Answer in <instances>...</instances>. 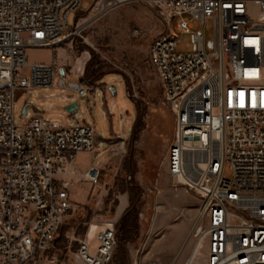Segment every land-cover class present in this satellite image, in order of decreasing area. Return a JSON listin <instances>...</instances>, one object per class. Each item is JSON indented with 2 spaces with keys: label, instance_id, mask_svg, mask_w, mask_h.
Segmentation results:
<instances>
[{
  "label": "built area",
  "instance_id": "2783aa9c",
  "mask_svg": "<svg viewBox=\"0 0 264 264\" xmlns=\"http://www.w3.org/2000/svg\"><path fill=\"white\" fill-rule=\"evenodd\" d=\"M81 1L0 0V264H40L74 209L70 187L100 181V165L84 171L75 165L78 151L103 147L92 124L40 116L20 127L14 121L18 88L57 85L77 96L95 89L68 81L71 70L56 55L53 63L26 57L29 47L54 49L67 41L74 33L68 14ZM90 1L87 11L98 16L141 0ZM151 1L172 25L151 49L163 102L174 118L167 174L176 192L200 198L202 223L194 235L206 249L204 264H264V0ZM208 18L214 23L212 52L205 48ZM195 20L197 49L181 52V35L193 30ZM100 91L104 96L106 90ZM54 96L46 95L47 104ZM70 165L72 176H65ZM96 224L95 240L87 234L75 256L85 264H109L115 223Z\"/></svg>",
  "mask_w": 264,
  "mask_h": 264
},
{
  "label": "rangeland",
  "instance_id": "374dc122",
  "mask_svg": "<svg viewBox=\"0 0 264 264\" xmlns=\"http://www.w3.org/2000/svg\"><path fill=\"white\" fill-rule=\"evenodd\" d=\"M90 5V0H82L81 8L68 14L74 33L61 47H29L26 57L29 63H53L56 55V62L71 70L68 81L85 78L86 83H92L103 76L94 85L96 92L77 96L57 85L16 89V126L26 125L39 107L46 116L60 118L65 124L78 120L92 124L96 137L106 144L76 153L77 169L84 171L92 163L102 165L101 178L98 184L81 181L70 187L74 209L40 264H85L75 256L80 241L91 225L110 221L115 223L117 244L109 264H189L199 242L194 232L202 223L198 217L200 198L183 190L176 192L167 174L166 153L174 118L163 102L160 77L151 61L154 41L169 34L172 25L164 10L151 0L122 3L98 16L87 11ZM199 27L195 20L193 30L182 33L179 51H196L194 31ZM214 47V23L208 18L205 48L212 52ZM101 89L106 90L104 96ZM52 92L55 96L49 100L57 103L54 107L45 103ZM73 97L79 108L70 112L66 108L74 102ZM26 104L30 115L22 116ZM108 139V153L96 156L107 148ZM231 175L227 168L226 176ZM172 237L178 242L173 248ZM199 251L194 264H204L206 249L202 244Z\"/></svg>",
  "mask_w": 264,
  "mask_h": 264
},
{
  "label": "crops",
  "instance_id": "0c3cea01",
  "mask_svg": "<svg viewBox=\"0 0 264 264\" xmlns=\"http://www.w3.org/2000/svg\"><path fill=\"white\" fill-rule=\"evenodd\" d=\"M97 89V88H96ZM96 89H95V91L94 92H96ZM111 89H114L113 87H111ZM115 91V90H114ZM49 102H50V104H47V99L45 100V103H46V105L47 106H51V107H54V106H57V103L56 102H52L51 100H48ZM74 102H76L75 100H74ZM73 103V102H72ZM77 103V102H76ZM34 110H35V112L32 114V116H31V118L30 119H32V118H34V117H37V116H40V117H51V116H46L45 114H44V111L41 109V108H39V107H37V108H34ZM105 110V109H104ZM30 113V112H29ZM76 114H74V116H75ZM30 121V120H29ZM122 128V127H121ZM97 140H101V141H103V147L106 145L105 144V142H104V140H102V139H99V138H97ZM110 139H108L107 140V148L106 149H100L99 151H103V153H102V155L105 153V152H107L108 153V149H109V147H111L110 146V143H108V141H109ZM103 147H101V148H103ZM76 165V164H75ZM100 166H102V165H100ZM102 168V167H101ZM64 173V175H67V176H72V166L70 165L68 168H66V170H65V172H63ZM57 239V238H56ZM176 241V242H175ZM171 247L173 248L174 247V243H178L177 242V240H175V238L174 237H172L171 238Z\"/></svg>",
  "mask_w": 264,
  "mask_h": 264
},
{
  "label": "bare ground",
  "instance_id": "6f19581e",
  "mask_svg": "<svg viewBox=\"0 0 264 264\" xmlns=\"http://www.w3.org/2000/svg\"><path fill=\"white\" fill-rule=\"evenodd\" d=\"M66 170V169H65ZM65 170L63 172H65ZM99 228V225L97 224H93L88 232V235H89V239L91 242H93L95 240V234H96V231L97 229ZM200 247H201V242H198L194 251H193V254L189 260V264H194V260L196 258V256L200 253Z\"/></svg>",
  "mask_w": 264,
  "mask_h": 264
},
{
  "label": "water",
  "instance_id": "95a60500",
  "mask_svg": "<svg viewBox=\"0 0 264 264\" xmlns=\"http://www.w3.org/2000/svg\"><path fill=\"white\" fill-rule=\"evenodd\" d=\"M112 90L114 91L115 89H112ZM28 105L29 104H26L25 106H23V108H22L23 115H26L27 114V106ZM78 108H79V104L76 103V102H73L69 106H67L66 109H67V111L73 112V111H76Z\"/></svg>",
  "mask_w": 264,
  "mask_h": 264
},
{
  "label": "trees",
  "instance_id": "16d2710c",
  "mask_svg": "<svg viewBox=\"0 0 264 264\" xmlns=\"http://www.w3.org/2000/svg\"><path fill=\"white\" fill-rule=\"evenodd\" d=\"M103 77V76H102ZM102 77H100V78H96L95 80H93L94 82H92V84H93V86L94 85H96V82L97 81H99ZM83 81H85V78H83ZM101 174H102V172H101ZM100 178H101V175H100ZM60 230V229H59ZM57 238V237H56ZM57 239H55V241H56ZM55 243V242H54Z\"/></svg>",
  "mask_w": 264,
  "mask_h": 264
}]
</instances>
